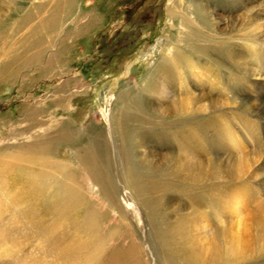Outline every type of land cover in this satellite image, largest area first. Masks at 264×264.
<instances>
[{
  "label": "rangeland",
  "instance_id": "374dc122",
  "mask_svg": "<svg viewBox=\"0 0 264 264\" xmlns=\"http://www.w3.org/2000/svg\"><path fill=\"white\" fill-rule=\"evenodd\" d=\"M0 5V264H197L193 241L226 264L239 211L263 247L231 264H264V70L246 68L259 57L264 69V0ZM164 84L168 106L200 91L227 107L168 117L153 102ZM190 153L206 163L201 179L179 168ZM228 153L262 158L259 176L210 175ZM135 166L143 193L129 185Z\"/></svg>",
  "mask_w": 264,
  "mask_h": 264
},
{
  "label": "bare ground",
  "instance_id": "6f19581e",
  "mask_svg": "<svg viewBox=\"0 0 264 264\" xmlns=\"http://www.w3.org/2000/svg\"><path fill=\"white\" fill-rule=\"evenodd\" d=\"M10 2H11V0H10ZM193 2V1H192ZM191 2V3H192ZM197 2V1H196ZM200 4V3H199ZM14 5V4H13ZM193 5H196V7H198V9L200 10V11H203V14H204V16H206V17H208V14L205 12V10L202 8V6H198V4L196 3L195 4V2H194V4ZM176 6V5H175ZM174 6V7H175ZM187 6V5H186ZM185 6V7H186ZM206 6V5H205ZM188 7V6H187ZM14 8V7H13ZM194 9H195V7H194ZM193 9V10H194ZM182 9L180 8V10H173V11H171L170 13H171V16L170 17H172V18H177L178 16H181V14H182V12H180ZM7 11V10H6ZM4 10H3V7H2V5H0V19H2V16L4 15ZM6 13H11V12H6ZM200 16V15H199ZM204 16H202V17H204ZM251 15H246V17L245 16H243L242 17V19H245V18H251L250 17ZM183 17V16H182ZM201 17V16H200ZM253 18V17H252ZM180 19V18H179ZM208 19V18H207ZM203 20H204V18H203ZM253 20V19H252ZM250 21V20H249ZM182 22H184V21H182ZM187 22H189V21H187ZM205 22V21H204ZM241 22V21H240ZM243 22V21H242ZM246 22V21H245ZM190 23V22H189ZM237 23V22H236ZM250 23V22H249ZM193 24V23H192ZM240 24V23H239ZM251 24H253V23H251ZM190 25V24H189ZM182 26L184 27L183 29H185V27H186V25H184V24H182ZM254 26V25H253ZM253 26H251V27H253ZM193 27H194V25H193ZM234 28V27H233ZM246 28V27H245ZM239 29V28H238ZM252 30H253V28H252ZM250 31V30H249ZM215 32V31H214ZM223 32V31H222ZM218 33V32H217ZM229 33V32H228ZM227 33V34H228ZM221 34V33H220ZM248 35L249 36H252V39L253 40H256L257 38L256 37H254L255 35H256V30H253V31H251V33H248ZM217 36V35H216ZM227 38V37H226ZM228 38H230V37H228ZM227 38V39H228ZM245 38V37H244ZM218 39H220V38H218ZM230 40H232V39H230ZM225 46V45H224ZM235 46V45H234ZM256 46V45H255ZM228 48V47H227ZM171 50V49H170ZM232 53V51H230L228 54L230 55ZM234 55H236V54H234ZM232 56H233V53H232ZM239 57H240V55H238ZM237 56V57H238ZM235 57V56H234ZM238 57V60L240 59ZM242 59H243V57H241ZM261 60L259 59V57H254V58H252V60H251V63L249 64V63H247V65H246V68H247V66L252 70V72H253V74L254 75H259L260 76V74H262V70H264L263 69V67H261V62H260ZM253 66V68H252V66ZM159 92L160 93V95H162V97L163 98H161L160 97V99L159 100H157L156 99V101H153L155 104V106L157 105L158 106V108H159V110L161 111L162 110V112H164L163 114H165V115H167L168 117L170 116L171 117V115H175V117H185V116H187V115H193V114H209L210 115V113H212L213 111H215V112H217V109H219L220 107H223V106H226V104H224V103H219V102H216V101H213V100H211V99H209L205 94H203L202 92H200L199 91V93L198 94H194L193 95V97H190L189 99H184V100H181V102H179L180 100L179 99H176L175 101H174V104H173V106L171 107V106H168V104L166 103V99L165 98H167L166 96H168L169 95V91H168V88H167V86H166V84H164V86H162L161 87V85H160V87L159 88H157V90H156V92ZM256 101V100H255ZM260 101V100H259ZM168 102H169V100H168ZM149 104V103H148ZM167 104V105H166ZM234 104H236V103H234ZM257 104V103H256ZM258 106H256V107H259L260 105L262 106V110H263V114H264V103H260V104H257ZM227 107V106H226ZM253 107V106H252ZM154 109V108H153ZM221 109V108H220ZM173 113V114H172ZM198 116H200V115H198ZM204 116V115H203ZM212 116V115H211ZM206 117H207V115H206ZM188 118V117H187ZM122 123H123V121H122ZM121 123V124H122ZM118 126V125H117ZM120 128V127H119ZM124 128H125V126H124ZM120 130H122L121 128H120ZM123 134V133H122ZM153 153V155L155 156V157H162L161 155H159L158 153H155L154 151L152 152ZM118 154V153H117ZM190 155L192 156V157H185L184 158V163H181L180 164V166H179V168L181 167V168H184L185 169V172H186V174L188 175V173H187V171L188 172H191L190 174H189V177H191V178H194L195 180L196 179H201L200 178V174H202V170H203V168H204V166L206 165V163H204V162H202L201 161V159L199 158V157H197V156H194L193 157V154L192 153H190ZM227 155V156H226ZM118 156V155H117ZM144 156H146V155H144ZM185 156V155H184ZM251 156V155H250ZM255 156V155H254ZM120 157V156H119ZM147 157V156H146ZM161 159V158H160ZM180 159V158H179ZM120 160H121V158H120ZM156 160V159H155ZM221 160V161H220ZM243 160V159H242ZM242 160L240 161V162H236V160H235V157H233V155H232V153L231 154H224L222 157H216L214 160H212L213 162V165L211 166V167H213V170H211V173L212 174H210V175H218V174H220V176L221 177H223V178H233V176L234 175H241V172L243 173H245L246 174V172H247V168L246 167H250V166H252L253 168H251L252 170V174H254V175H256V176H259V169L261 168L259 165H260V163H261V160H262V158H260V157H258V156H256V157H251V158H246V159H244L245 161H244V164H243V162H242ZM122 161V160H121ZM166 160H164V164L166 163L165 162ZM168 161V160H167ZM170 161V160H169ZM148 162V161H147ZM155 162V161H154ZM160 162V161H159ZM215 162H217L216 164H214ZM175 163V162H174ZM245 163H247V165L245 164ZM170 164H171V162H170ZM150 165H151V163H150ZM149 165V166H150ZM176 166H177V164H175ZM152 166H154V163H153V165ZM167 166V165H166ZM169 166H171V167H173L172 165H169ZM185 166V167H184ZM259 166V167H258ZM160 167V166H159ZM171 167H169L170 169L169 170H171ZM122 168L124 169L125 167H124V165H123V161H122ZM132 168H133V166H132ZM154 168V167H153ZM157 168V167H156ZM155 168V169H156ZM168 168V167H167ZM126 169V168H125ZM139 170H141V168H138ZM138 169H137V166H135V168L133 169V170H131V171H129L128 173L130 174V177H132L133 178V176H134V178H137V181H136V183L135 184H132V183H130L129 182V185L130 186H132L133 188H138L140 191H141V193H143V191H144V189H145V185H143V183H140V181H139V171H138ZM154 169V170H155ZM129 170V169H128ZM156 170H158V169H156ZM173 170V169H172ZM178 171H179V169H177ZM182 171H184V170H182ZM204 171V170H203ZM220 171H222V172H220ZM169 172V171H168ZM206 172V171H205ZM178 172L176 171V174H177ZM250 173V174H251ZM71 174H73L72 172H71ZM123 174V173H122ZM127 174V173H126ZM172 174V173H171ZM181 173H179V175H180ZM70 175V174H69ZM124 176V175H123ZM208 176V175H207ZM214 176V177H215ZM176 177V176H175ZM182 177H183V175H182ZM187 177V176H186ZM205 177V176H204ZM69 178H70V176H69ZM74 178H75V174H74ZM131 178V179H132ZM134 178H133V180H134ZM185 178V177H184ZM70 179H73L72 177L70 178ZM123 179V178H122ZM216 179H218V178H216ZM141 180V179H140ZM210 180H211V178H210ZM231 181H232V179H231ZM133 182H135V181H133ZM143 182V181H142ZM144 184H146V183H144ZM144 186V187H143ZM78 189V188H77ZM79 190V189H78ZM77 190V191H78ZM143 190V191H142ZM73 191V190H72ZM71 191V192H72ZM147 192V191H146ZM138 193V192H137ZM136 193V194H137ZM140 193V195H142ZM135 193H134V195H136ZM145 194V193H144ZM139 195V194H138ZM139 195V196H140ZM141 200V199H140ZM143 200V199H142ZM143 202V201H142ZM145 202V201H144ZM147 203H148V201H147ZM142 205H144V203L142 204ZM150 205V204H149ZM153 205V204H152ZM239 205V204H238ZM145 206V205H144ZM147 207V206H146ZM235 207V206H234ZM144 211V210H143ZM147 211V210H146ZM155 211V210H154ZM96 212H98V211H96ZM240 212V214H241V211H239ZM236 213V212H235ZM237 215H236V217L235 218H233L234 220H232V222H230L228 225L229 226H231V227H229L228 226V228L229 229H225L224 231V234H225V240H226V245H227V247H225V249H224V259H225V263L226 264H231V263H244L245 261H247V260H251V259H254L255 258V255H256V253H257V251H258V249L259 248H261V247H263L261 244H262V242H261V239H260V236H259V234H260V232H259V229L258 228H256V227H254L253 228V226H256V225H254V224H249V223H247L246 222V219H244L243 217H241V216H238V215H240L238 212L236 213ZM148 215V214H147ZM99 216V215H98ZM153 217H154V215H152ZM151 216V217H152ZM150 217V216H149ZM155 218H156V216H155ZM232 219V218H231ZM230 219V220H231ZM221 221H219L220 223H219V225L220 226H225L226 225V222H224L222 219H220ZM229 220V221H230ZM99 221V220H98ZM150 221V220H149ZM192 221H194L193 219L191 220V222ZM162 223V222H161ZM205 224V223H204ZM120 225V224H119ZM119 225H117L118 227H119ZM154 225V223L152 224V226ZM162 225V224H161ZM197 226V225H196ZM201 226H204V225H202L201 224ZM206 226V225H205ZM227 226V225H226ZM258 226V225H257ZM171 228V227H170ZM173 229H174V227H173ZM187 229H188V227H187ZM191 229V228H190ZM198 229V228H197ZM197 229H196V231H197ZM202 229V231H203V228H201ZM207 229V228H206ZM116 230H118V228L116 229ZM115 230V232H117ZM120 230H121V228L119 227V230H118V232H120ZM199 230V229H198ZM211 230V229H210ZM223 229H222V227H221V232H223L222 231ZM262 230V229H261ZM122 231V230H121ZM189 231V230H188ZM201 231V230H200ZM202 231H201V233H202ZM172 231H170L169 233H171ZM193 232V231H192ZM206 233V234H208V232H207V230H205V231H203V233ZM210 232V231H209ZM123 233V232H122ZM179 233V232H178ZM200 233V232H199ZM204 233V234H205ZM211 233H212V231H211ZM172 234H173V232H172ZM222 234V233H221ZM121 235V234H120ZM179 235V234H178ZM189 235V234H188ZM198 235H200V234H198ZM211 235V234H210ZM171 236V235H170ZM169 236V237H170ZM190 236V235H189ZM186 237V236H185ZM188 237V236H187ZM200 237V236H199ZM222 237V236H221ZM171 238V237H170ZM177 238V237H176ZM179 238V237H178ZM184 238V237H183ZM166 239H168V237L167 238H165V240ZM188 239V238H187ZM187 239L186 240H184V241H187ZM202 239V238H201ZM173 240V239H172ZM224 240V241H225ZM255 241L256 242V246H257V248L255 249L254 248V246H252L250 243H251V241ZM169 242V241H168ZM188 242V241H187ZM182 243H184V242H182ZM222 243V242H221ZM165 244V243H164ZM225 244V243H224ZM182 245V248H183V244H181ZM187 245V244H186ZM208 245V244H207ZM211 245V244H210ZM209 245V246H210ZM219 245V244H218ZM168 246V245H167ZM215 246V245H214ZM223 246H225V245H223ZM222 246V247H223ZM259 246V247H258ZM166 247V246H165ZM179 247H181V246H179ZM166 248H169V246L168 247H166ZM177 248V247H176ZM182 248H180V249H182ZM215 247H213V244H212V246H210V249H209V254H208V257L206 258L204 255H203V253L202 254H199V246L196 244V243H194V241L192 242V243H190L189 244V248H188V258L191 260V262H196L197 264H220L221 262H223L222 260H221V255H220V252L221 251H218L217 249H214ZM217 248V247H216ZM221 248V247H220ZM262 249V248H261ZM208 250V249H207ZM168 251H170V250H168ZM167 251V252H168ZM179 252H180V250H178ZM181 251H184V250H181ZM166 252V251H165ZM172 253V252H171ZM170 252H169V254H171ZM169 254H167V256L169 255ZM183 254V253H182ZM172 255V254H171ZM174 257H176V256H174ZM186 257V256H185ZM169 258H170V256H169ZM173 258V257H172ZM167 259H168V257H167ZM167 259H166V261H167ZM176 259V258H175ZM189 259H187V260H189ZM120 260V259H119ZM171 258H170V260L169 261H167V262H171ZM178 261V260H177ZM185 262V261H184ZM165 264H166V262H164ZM171 264V263H170ZM173 264H175V263H173ZM176 264H178L177 262H176ZM180 264V263H179ZM186 264H187V262H186ZM193 264V263H192ZM195 264V263H194Z\"/></svg>",
  "mask_w": 264,
  "mask_h": 264
}]
</instances>
